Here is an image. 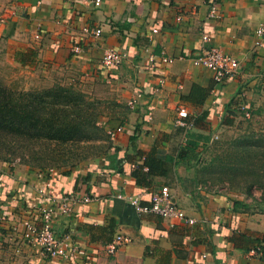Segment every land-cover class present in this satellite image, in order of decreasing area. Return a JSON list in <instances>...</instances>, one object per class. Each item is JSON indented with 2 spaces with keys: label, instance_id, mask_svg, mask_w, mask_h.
I'll return each mask as SVG.
<instances>
[{
  "label": "crops",
  "instance_id": "obj_1",
  "mask_svg": "<svg viewBox=\"0 0 264 264\" xmlns=\"http://www.w3.org/2000/svg\"><path fill=\"white\" fill-rule=\"evenodd\" d=\"M211 7L216 11L212 17ZM260 26L264 0H100L97 6L94 0H0V56L8 64L37 73L51 85H88V94L98 85L108 86L112 98L103 99L126 108L121 120L102 122L105 132L117 126L121 132L108 138V151L86 167L65 175L23 167L0 174V237L16 251L18 263L264 264V204L201 186L197 165L185 153L184 136L192 131L210 141L216 138L209 132L223 126L226 107L240 100L249 120H264V38L254 45ZM211 47L236 60V76L216 83L210 71L191 65L192 58ZM108 48L125 54L117 67L100 64ZM160 55L171 63H160ZM190 84L208 89L199 108L180 103ZM178 106L192 122L188 130L175 126ZM201 112L206 117L193 127ZM228 119L234 125V118ZM196 143L199 160L204 142ZM146 154L161 160L164 175L151 177L147 187L137 186L131 172ZM161 188L194 224L137 215L113 198L117 193L141 195L145 205L149 194ZM68 193L92 200L54 220L52 228L69 236L76 257L50 261L34 245L20 242L17 224L25 218L37 223L34 207ZM118 234L129 243L106 255L104 245ZM255 247L261 254L249 257Z\"/></svg>",
  "mask_w": 264,
  "mask_h": 264
},
{
  "label": "trees",
  "instance_id": "obj_2",
  "mask_svg": "<svg viewBox=\"0 0 264 264\" xmlns=\"http://www.w3.org/2000/svg\"><path fill=\"white\" fill-rule=\"evenodd\" d=\"M208 89L198 87L190 84L185 93L180 95V103L186 106L199 108L204 103L207 96ZM82 95L76 93L71 87H62L58 84L35 93L34 91L21 92L15 94L0 86V138L12 139L21 141L24 144H34L35 140H44L52 143H72L80 140L90 141L96 137L98 130L95 122L91 119L88 109L82 107ZM233 106V104H232ZM126 113V109H125ZM226 116L222 119L221 128L225 126H233L232 118L242 117L240 112L234 107L232 109H225ZM206 117V112L193 118V127L202 123ZM233 119V121H234ZM249 120V119H243ZM228 129V128H227ZM95 136V137H92ZM185 136V153L198 164V156L195 153L197 143L202 140L204 144L201 150H205L208 136L195 134L192 131H186ZM98 138L96 140H101ZM105 146L97 147V154L100 155L108 151V140ZM229 148H233V152L229 159L231 165L228 168L224 167L223 161L220 157L215 156L218 165L224 172L229 182L243 179L245 183L244 190L248 191L252 187H257L264 190V133L252 135L243 133V135L233 139L229 143ZM230 153V150L227 154ZM224 155L223 159L228 158ZM195 164V165H196ZM143 168L146 170L143 171ZM203 169V170H202ZM199 172L202 174H209L214 171L222 173L218 167L209 169L203 167ZM39 172H42L39 170ZM66 172L57 173L58 175L68 174ZM162 162L156 156L144 155L140 166L136 167L131 172V176L137 186L147 187V182L151 177L163 176ZM88 179L85 177V180ZM264 204V200L260 203Z\"/></svg>",
  "mask_w": 264,
  "mask_h": 264
},
{
  "label": "rangeland",
  "instance_id": "obj_3",
  "mask_svg": "<svg viewBox=\"0 0 264 264\" xmlns=\"http://www.w3.org/2000/svg\"><path fill=\"white\" fill-rule=\"evenodd\" d=\"M41 78L39 74H34L32 71L13 68L3 56H0V86L5 87L7 90L15 94L34 91L35 94L55 85H51L47 81H42ZM57 84L62 87H71L76 93L78 92L83 96L81 105L83 108L88 109L89 115H92L91 119L94 122L96 120V127L102 130L101 132L98 130L96 137L102 139L96 140L98 138H94L90 141L80 140L67 144L35 140L34 144H24L21 141L5 139L4 137L0 138V174L7 172V168L18 167L29 168L33 171L41 170L42 173L53 172L56 174L86 167V165L98 156L96 155L97 147L105 146V142L108 140V136L102 128V122L111 119H118L117 121H119L121 120V116L125 114L126 108L124 105L113 100H104L112 98L110 94H107L108 86L105 87L104 84L102 85L105 89L98 85L94 91H89L91 95L87 93V90L90 88L88 85H84L83 87L82 84L71 85L68 82ZM234 121V125L231 128L215 127L214 131L209 132V135L212 133L216 138H212L211 141L209 139L206 149L201 150V157H199L198 164H195L197 165L198 171L208 166L209 169L218 167L222 173L214 171L209 174L200 175L201 172H199L200 185L214 192L231 194L260 203V201L264 200V190L262 191L257 187H252L247 193L244 190L245 183L243 179L229 182L221 170L220 165H218L216 158H214L215 156L220 157L224 167L228 168L231 165L229 159H231L230 155L233 152V148H229L230 153L227 154L229 152L228 147H230L229 143L233 139L243 135V133L252 135L264 133V120L261 123L256 122L258 121L257 119L241 120L237 118ZM226 154L228 158L223 159ZM35 216H37V213ZM17 225H11L10 227L16 234H19ZM20 240L22 242V239ZM20 242H16L15 250L20 249ZM7 247L8 243H5L2 237H0V264H24L18 263L19 261L16 260V256H18L16 255V251H10ZM18 250L17 252H19Z\"/></svg>",
  "mask_w": 264,
  "mask_h": 264
},
{
  "label": "built area",
  "instance_id": "obj_4",
  "mask_svg": "<svg viewBox=\"0 0 264 264\" xmlns=\"http://www.w3.org/2000/svg\"><path fill=\"white\" fill-rule=\"evenodd\" d=\"M100 0H94V5L97 6ZM216 14L215 8L211 7L208 15L210 17ZM152 33L156 29H152ZM99 30L94 31L97 36ZM257 40L254 42L256 47L260 46V39L264 38V26L258 27L254 32ZM202 42H207L206 37L201 38ZM125 54L119 53L113 49H105L100 58V64L104 68L117 67L124 59ZM160 63L170 64L171 59L160 55ZM148 63L153 64V58L149 57ZM191 65L194 67L206 69L212 73L213 80L216 83L233 78L238 72V64L236 60L229 55L222 53L219 49L211 47L202 51L199 55L191 59ZM236 109L240 112L243 119H249L250 113L246 109L244 102L241 100L236 104ZM175 126L188 130L192 127V122L188 119V113L183 106L176 108ZM121 132V127L117 126L112 130H108L106 134L109 139ZM215 139V138H214ZM39 194L43 195L42 191ZM114 199L126 202L137 215L151 214L165 220H177L186 225L194 224V220L187 218L185 213L177 207L173 198L166 188H161L159 191L150 193L147 199V204H142L141 195H125L114 194ZM92 199L89 196H81L75 193H68L57 200H49L46 205H38L34 207L38 220L37 223L30 219H22L18 226L21 228L20 237L24 244L34 245L44 258L50 261L63 260L69 261L76 257V247L70 242L68 235H60L52 228L53 222L57 218H67L73 211L74 207L82 206L89 203ZM14 229V227H13ZM129 243V239L120 234L112 238L104 245V252L106 255H113L121 246ZM248 256H259L261 251L255 247L248 251Z\"/></svg>",
  "mask_w": 264,
  "mask_h": 264
}]
</instances>
